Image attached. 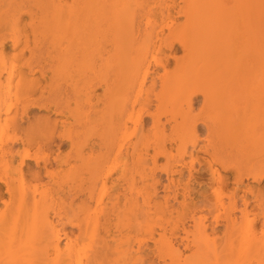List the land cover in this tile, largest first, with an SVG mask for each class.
Instances as JSON below:
<instances>
[{"label":"bare ground","instance_id":"1","mask_svg":"<svg viewBox=\"0 0 264 264\" xmlns=\"http://www.w3.org/2000/svg\"><path fill=\"white\" fill-rule=\"evenodd\" d=\"M0 205V264H264L258 0H0Z\"/></svg>","mask_w":264,"mask_h":264},{"label":"rangeland","instance_id":"2","mask_svg":"<svg viewBox=\"0 0 264 264\" xmlns=\"http://www.w3.org/2000/svg\"><path fill=\"white\" fill-rule=\"evenodd\" d=\"M220 3H223V4H226L227 6H230V5L233 4V0H204V4L207 5V6L219 5ZM258 3H259V5L262 8H264V0H258ZM25 19L28 20V18L26 16H25ZM10 45H11V43L9 42L7 44V48L10 47ZM14 52H16V51H14ZM8 54H9L8 57L11 56L10 55L11 52H8ZM29 54L30 53L27 50L24 53V55L26 57L29 56ZM9 59H10V62H11L12 59L10 57H9ZM12 62L17 67V70H19L21 68L19 61L12 60ZM8 65H9V63H8ZM22 69H24L25 71H27V68H22ZM83 75H90V76L92 75L93 76L92 69L89 68V67H87V66H80V67H76V68L63 69V70H61V72H56V73H55V71L52 72V70L49 69L45 73V79L48 80V81H50L51 78L57 77V79L55 81L57 83H59V82L61 83L63 81H70L72 79L79 78L80 76H83ZM29 76H31V75H29ZM34 76L35 77H40V72H36L34 74ZM97 92L98 93L101 92V89H97ZM200 101H201V96H199V97H197V98L194 99V103H193V109H195L194 111H197V109L199 108L200 103H201ZM43 115H45V116L46 115H49L51 118L58 119V120L59 119H64V120L66 119V117L63 116V115L53 113V110L52 109H50L48 111H45L43 109H37L36 108V109H33L32 111H29V113L26 116L23 117V119L21 120L22 127H25L26 128L31 122H33V120L36 117L43 116ZM65 146L57 147L54 144L53 151L55 153H57L59 151H62V150H64V147ZM15 147L16 148H19V147H21V145L20 144H16ZM163 161L164 160L161 158L159 160V163H162ZM27 163H29L31 165L33 164L32 161H29V162L27 161ZM115 176H116V174H115ZM115 176H113V177H115ZM207 176H208V172H207ZM172 177L174 179H176L178 176L177 175H173ZM161 181H163V183L166 182V176L165 175H162L161 176ZM246 183H249V185H253V186L255 185V186H258V187H262V185H263V184H261L259 186V185H257L255 182H253L251 180L249 182L246 181L245 184ZM0 207H1V205H0ZM25 236L27 238V234ZM23 239L26 240L25 237H24V235H23Z\"/></svg>","mask_w":264,"mask_h":264}]
</instances>
